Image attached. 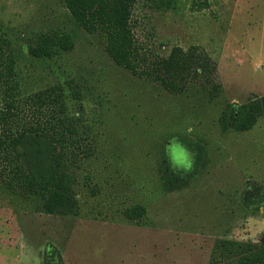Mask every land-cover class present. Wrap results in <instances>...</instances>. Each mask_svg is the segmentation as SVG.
I'll return each mask as SVG.
<instances>
[{
	"label": "rangeland",
	"instance_id": "obj_1",
	"mask_svg": "<svg viewBox=\"0 0 264 264\" xmlns=\"http://www.w3.org/2000/svg\"><path fill=\"white\" fill-rule=\"evenodd\" d=\"M192 2L178 0L165 11L139 0L134 36L149 57H166L175 46L205 51L223 87L212 104L197 88L169 95L117 67L103 37L78 28L62 0H0L21 94L72 81L82 98L69 97L70 113L92 126L97 144L78 171V216L0 202V264H44L52 249L64 264H208L217 239L264 243V118L242 133L224 132L218 123L227 104L264 95V0H206L201 10ZM51 30L73 32L75 49L53 59L30 57L28 45ZM178 136L204 143L207 164L165 193L159 167ZM135 205L147 210L142 225L123 215Z\"/></svg>",
	"mask_w": 264,
	"mask_h": 264
},
{
	"label": "trees",
	"instance_id": "obj_2",
	"mask_svg": "<svg viewBox=\"0 0 264 264\" xmlns=\"http://www.w3.org/2000/svg\"><path fill=\"white\" fill-rule=\"evenodd\" d=\"M138 1L62 0L78 28L103 37L104 51L117 67L169 95L179 96L193 87L206 95L208 103H215L223 93L217 64L200 47L175 46L166 57H149L138 46L133 21ZM144 1L168 11L175 9L178 0ZM192 8L206 9L208 3L193 0ZM75 45L73 32L51 30L35 36L28 45V54L38 60L53 59L72 52ZM16 65L12 44L0 26V202L10 206L33 204L49 216H78V171L97 151L92 126L70 113L69 97L78 102L82 93L69 81L65 87L52 85L22 95ZM260 118H264V95L253 94L237 107L227 104L218 123L224 132L242 133L252 130ZM177 138L193 156L194 167L189 174H177L164 155L159 175L165 193L191 182L207 164L204 143L184 136ZM84 180L90 195L95 196L91 178L86 176ZM123 215L142 225L147 210L135 205ZM43 263L64 264L54 249L44 256ZM208 264H264V243L217 239Z\"/></svg>",
	"mask_w": 264,
	"mask_h": 264
},
{
	"label": "clouds",
	"instance_id": "obj_3",
	"mask_svg": "<svg viewBox=\"0 0 264 264\" xmlns=\"http://www.w3.org/2000/svg\"><path fill=\"white\" fill-rule=\"evenodd\" d=\"M187 131L191 133L193 129L189 128ZM165 154L177 174L186 175L193 171L194 158L178 138L173 137L169 140L168 145L165 146ZM261 207H264V205H261Z\"/></svg>",
	"mask_w": 264,
	"mask_h": 264
}]
</instances>
